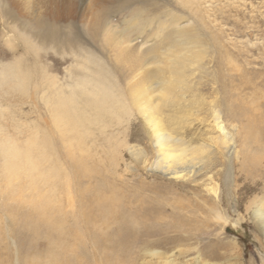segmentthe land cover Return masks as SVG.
Here are the masks:
<instances>
[{
  "label": "rangeland",
  "instance_id": "obj_1",
  "mask_svg": "<svg viewBox=\"0 0 264 264\" xmlns=\"http://www.w3.org/2000/svg\"><path fill=\"white\" fill-rule=\"evenodd\" d=\"M95 1L101 3L99 10L92 7ZM22 2L0 0V42L11 52L18 46L25 49L26 41L32 43L34 56L48 62L54 88L64 85L71 91L80 77L92 74V61L109 67L116 50L108 46L112 36L116 33L128 44L150 18L162 22L183 18L180 26L193 29L192 35L206 50L205 70L182 77L185 98L173 115L175 137L192 148L181 163L163 169L141 116L130 117L133 139L121 131L126 124L116 128L113 140L121 146L113 153L97 142L98 137L89 141L92 162L102 167L101 176L119 194L123 210L146 218L137 221L145 227L139 230L155 235L146 238L140 232L134 239L118 233V223L98 226L96 232L79 223L82 235L78 242L69 239L68 264H264V224L255 213L264 211V138L259 136L264 132V0H53L52 7H42V15ZM99 15L102 32L93 25ZM133 21L138 27L130 28ZM157 21L143 27V33L148 34ZM9 61L0 57V65ZM203 83L205 88L200 87ZM221 83L236 90L221 97L217 93ZM119 85L123 87L121 80ZM39 97L36 103L22 97L0 100L7 136L15 127L22 133L29 124L42 125L45 110ZM213 103L230 135L227 145L210 124ZM73 175L72 200L66 208L70 223L81 218V210L89 206L84 197L102 182L95 173L80 179ZM24 244L14 241L6 247H13L19 257L24 255L19 254L25 251ZM32 248L40 250V244Z\"/></svg>",
  "mask_w": 264,
  "mask_h": 264
},
{
  "label": "bare ground",
  "instance_id": "obj_2",
  "mask_svg": "<svg viewBox=\"0 0 264 264\" xmlns=\"http://www.w3.org/2000/svg\"><path fill=\"white\" fill-rule=\"evenodd\" d=\"M22 3H26L27 8L36 9L37 15H42V7L50 6L53 0H23ZM100 4L95 1L92 7L99 10ZM90 13L94 14L93 11ZM101 17L93 18V25L102 32L103 24L99 26ZM155 19H158L156 27L153 26L148 34L143 33V27H151ZM161 19L150 18L144 21L143 27L131 22L130 28L137 26L141 33L128 44L114 32L108 46L116 50L109 67L92 61V74L80 77L71 91L64 85L54 88L48 62L34 56L32 43L26 41L25 49L18 46L11 52L0 42L1 59H10L9 63L0 65V100L22 97L28 99L27 102L36 103L42 95L39 98L45 110L42 125L29 124L22 133L15 127L11 136L5 134L0 114V264L3 261L6 264L70 263L66 260L69 239L74 237L77 242L80 239L79 223L85 224L92 232H96L98 226L107 228L118 223L120 228L117 232L128 233L134 239L140 232L146 238L155 235V232L143 230L144 225L137 222L146 218L123 210L121 201H118L119 194L108 187L101 176L102 167L92 162L93 148L89 141L96 136L97 142L113 153L121 146L113 140L116 128L126 124L127 127L123 126L121 131L133 139L135 135L131 131L130 117L141 116L160 152L159 164L164 170L181 163L189 155L192 148L174 135L173 115L179 113L185 98V91L182 93L181 90L182 77L187 73V78L195 77L196 72L203 70L206 50L200 38L192 35L193 29L180 26L183 18L172 17L168 22ZM123 43L125 46L119 47ZM216 64L218 66L217 62L213 66L217 67ZM111 71L118 72V75L114 77ZM214 80L213 84L216 83ZM205 86L207 83L200 87ZM229 86L221 83L217 93L222 97L233 92L232 89L236 90ZM176 90L181 93H176ZM217 103L210 106V124L222 136V144L227 145L230 135L227 137L222 116L216 110ZM205 104L204 101L202 105ZM261 132L259 136L264 138L263 130ZM72 172L78 179L87 173H95L102 182L97 184L96 192L84 197L89 206L81 210V218L77 217L70 223L66 208L72 200ZM217 200L221 201L219 197ZM255 213L264 224V211L258 209ZM21 240L27 247L25 251L18 252L23 253V257H17L13 247L9 250L6 246ZM36 242L40 244V250L32 248Z\"/></svg>",
  "mask_w": 264,
  "mask_h": 264
}]
</instances>
